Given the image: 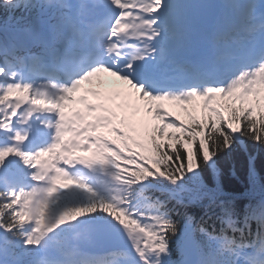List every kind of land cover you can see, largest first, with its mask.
I'll use <instances>...</instances> for the list:
<instances>
[{"label": "snow or ice", "instance_id": "1", "mask_svg": "<svg viewBox=\"0 0 264 264\" xmlns=\"http://www.w3.org/2000/svg\"><path fill=\"white\" fill-rule=\"evenodd\" d=\"M0 10V264H264V185L238 210L218 167L237 146L264 150V0ZM193 21L222 35L194 44ZM104 75L124 87L89 100L82 86Z\"/></svg>", "mask_w": 264, "mask_h": 264}, {"label": "trees", "instance_id": "2", "mask_svg": "<svg viewBox=\"0 0 264 264\" xmlns=\"http://www.w3.org/2000/svg\"><path fill=\"white\" fill-rule=\"evenodd\" d=\"M21 13L17 12L16 16H20ZM26 15V14H25ZM31 19L30 17L28 18ZM5 23H11L8 17L0 10V25ZM175 114L179 115L181 119L188 122V116L184 113H179L173 109ZM254 158V166L256 173V183L252 184L249 178V157ZM220 168V182L226 193L235 194L237 196L236 207L238 210H243L244 206L249 202V199H258L260 187L264 185V150H260L254 147L250 142L243 151L239 146L232 152L230 156L223 157L218 162ZM205 179L211 182V176L205 173ZM254 188V191H253ZM243 194V195H241ZM198 209H193L192 214L197 215ZM199 219V215H197ZM212 221H209L211 224ZM219 225L217 224V228ZM255 223H253V230H255ZM211 231V228H209Z\"/></svg>", "mask_w": 264, "mask_h": 264}, {"label": "rangeland", "instance_id": "3", "mask_svg": "<svg viewBox=\"0 0 264 264\" xmlns=\"http://www.w3.org/2000/svg\"><path fill=\"white\" fill-rule=\"evenodd\" d=\"M109 78H110V77H109ZM110 79H111V78H110ZM168 105H169V104L165 103V105H164V106L166 107V106H168Z\"/></svg>", "mask_w": 264, "mask_h": 264}]
</instances>
